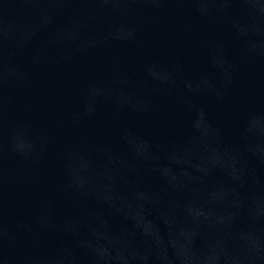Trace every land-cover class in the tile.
<instances>
[{"label":"water","instance_id":"water-1","mask_svg":"<svg viewBox=\"0 0 264 264\" xmlns=\"http://www.w3.org/2000/svg\"><path fill=\"white\" fill-rule=\"evenodd\" d=\"M233 258L264 264V0H0V264Z\"/></svg>","mask_w":264,"mask_h":264},{"label":"clouds","instance_id":"clouds-1","mask_svg":"<svg viewBox=\"0 0 264 264\" xmlns=\"http://www.w3.org/2000/svg\"><path fill=\"white\" fill-rule=\"evenodd\" d=\"M194 127L199 128L200 127L199 123H196L194 125ZM247 242L249 243L250 247H254L255 246L254 242H252V241H247ZM219 259H220V257L217 256V260H219ZM233 264H236L235 258H233Z\"/></svg>","mask_w":264,"mask_h":264}]
</instances>
